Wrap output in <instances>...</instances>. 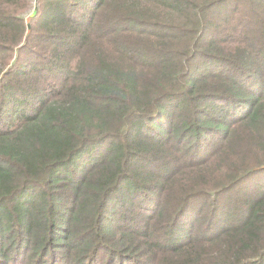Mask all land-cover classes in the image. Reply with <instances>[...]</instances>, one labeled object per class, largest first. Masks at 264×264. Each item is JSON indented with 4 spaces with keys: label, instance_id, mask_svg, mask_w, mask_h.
I'll return each instance as SVG.
<instances>
[{
    "label": "trees",
    "instance_id": "16d2710c",
    "mask_svg": "<svg viewBox=\"0 0 264 264\" xmlns=\"http://www.w3.org/2000/svg\"><path fill=\"white\" fill-rule=\"evenodd\" d=\"M33 2L0 0V264H264V0Z\"/></svg>",
    "mask_w": 264,
    "mask_h": 264
},
{
    "label": "rangeland",
    "instance_id": "374dc122",
    "mask_svg": "<svg viewBox=\"0 0 264 264\" xmlns=\"http://www.w3.org/2000/svg\"><path fill=\"white\" fill-rule=\"evenodd\" d=\"M34 2H33V5H35L36 4V0H33ZM33 11V7H32V9H31V12H29L28 14H26V18H27V21H29L30 19H31V13H33L32 12Z\"/></svg>",
    "mask_w": 264,
    "mask_h": 264
}]
</instances>
